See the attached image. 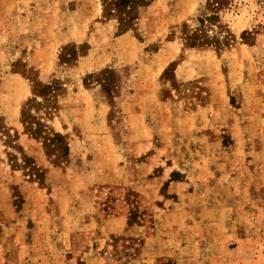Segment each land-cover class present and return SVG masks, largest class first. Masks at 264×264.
<instances>
[{"label": "rangeland", "instance_id": "rangeland-1", "mask_svg": "<svg viewBox=\"0 0 264 264\" xmlns=\"http://www.w3.org/2000/svg\"><path fill=\"white\" fill-rule=\"evenodd\" d=\"M210 1L0 0V264H264V0Z\"/></svg>", "mask_w": 264, "mask_h": 264}, {"label": "trees", "instance_id": "trees-1", "mask_svg": "<svg viewBox=\"0 0 264 264\" xmlns=\"http://www.w3.org/2000/svg\"><path fill=\"white\" fill-rule=\"evenodd\" d=\"M150 0H101L102 15L106 18L115 17L117 20V27L119 32H123L133 25L134 20L137 18L138 7L146 5ZM219 0H211V8H216L214 5H219ZM215 20V14H208L200 18V27L195 30L189 37V43L191 46H206L212 44V37H208V28L213 24ZM220 44V43H219ZM73 46V45H72ZM71 46H69L70 48ZM74 53L77 52L74 50ZM69 58L63 59L67 62ZM58 81L50 82H32V96L27 98L21 106V121L23 128L36 138H42L46 145L52 144L51 140H60L62 135L55 132L48 136V130L41 122L43 118L40 114L36 113V110L43 109V115L51 114V111L55 108L53 100L57 95ZM34 108L35 112H31ZM3 123L0 117V138L9 136L8 128ZM58 151V148H56ZM59 154L57 157L65 155L67 153V146L63 145L59 148Z\"/></svg>", "mask_w": 264, "mask_h": 264}]
</instances>
